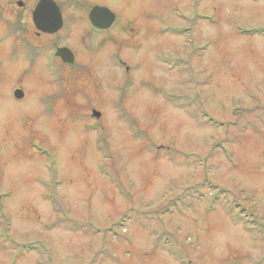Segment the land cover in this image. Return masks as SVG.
Returning a JSON list of instances; mask_svg holds the SVG:
<instances>
[{"label":"rangeland","instance_id":"obj_1","mask_svg":"<svg viewBox=\"0 0 264 264\" xmlns=\"http://www.w3.org/2000/svg\"><path fill=\"white\" fill-rule=\"evenodd\" d=\"M88 1L122 43L73 31L80 75L24 74L0 23V264L263 258L264 0Z\"/></svg>","mask_w":264,"mask_h":264},{"label":"flooded vegetation","instance_id":"obj_2","mask_svg":"<svg viewBox=\"0 0 264 264\" xmlns=\"http://www.w3.org/2000/svg\"><path fill=\"white\" fill-rule=\"evenodd\" d=\"M45 1L46 2H44V0H0V23L8 27L5 35L10 41L9 56L14 59V62L18 60L26 63L25 67L22 68L24 74H31V70L34 69L37 60L41 58L42 55H46L45 64L49 67L48 70L52 76L60 74L64 69L76 70L77 75H80L83 71L82 63L79 62L77 52L70 43V41H73V31H75V34L80 37L81 42L84 41L83 38L85 35L87 36L90 34L89 38L91 41L95 37L96 41H94V45H97L100 50L106 47L107 44L121 42L119 39L115 40V37L111 32L114 26L116 27L118 23H120V18L117 12L111 8L105 5H90L88 0ZM40 2H42L43 6L45 5V11L38 13V15L40 14L41 19L44 17V12L51 11L52 8L55 10L53 12L56 18L59 17L57 20L58 24H60L61 20V25H59L60 27L57 30L48 32L47 30L38 28L35 24L34 12ZM95 7L107 8L114 14V20L109 27L93 25L89 18V14ZM45 14L48 16V13ZM153 16L158 18V14H153ZM81 17L83 18L82 20ZM110 20L111 14L109 12L98 15L99 24L104 25ZM78 23L83 24V32L77 31L76 26ZM41 38L46 42L38 43L35 41L36 39ZM60 48H67L72 53L73 61L71 64L63 62L61 58L56 55L57 50ZM114 57L116 65L118 64L120 67H124L125 72L130 70V67L120 57L119 53H115ZM79 64L81 65L80 67ZM16 89L17 88H14L13 91ZM233 263L264 264V256L261 259H251L247 255L245 259H233Z\"/></svg>","mask_w":264,"mask_h":264},{"label":"water","instance_id":"obj_3","mask_svg":"<svg viewBox=\"0 0 264 264\" xmlns=\"http://www.w3.org/2000/svg\"><path fill=\"white\" fill-rule=\"evenodd\" d=\"M44 2H46L44 0ZM51 2V1H50ZM46 4V3H44ZM45 6V5H44ZM42 2L39 3L38 7L36 8L35 12H34V20H35V24L37 25L38 28L42 29V30H47L48 32H53L55 30H57L61 25V22L60 24H58V18H56L55 14L53 11H55L53 8L51 9V11H47V12H44V17L41 19L40 17V14L38 15L39 12H42V11H45V8H44ZM44 8V9H43ZM48 10H49V7H48ZM109 12L106 8H98V7H95L94 9H92V11L90 12L89 14V18L90 20L92 21L93 24L95 25H102V26H105L107 27L108 25H110L111 21L113 20V15L111 14V20L109 22H107L106 24H99L98 22V15H102V14H105ZM45 13H48V16L47 14ZM57 54L64 60V61H71L72 57L71 55H69V51L65 48L63 49H60ZM14 95L16 98H21L22 97V92L21 90H15L14 92ZM97 115V113H95Z\"/></svg>","mask_w":264,"mask_h":264},{"label":"bare ground","instance_id":"obj_4","mask_svg":"<svg viewBox=\"0 0 264 264\" xmlns=\"http://www.w3.org/2000/svg\"><path fill=\"white\" fill-rule=\"evenodd\" d=\"M18 260L15 262V264H17Z\"/></svg>","mask_w":264,"mask_h":264}]
</instances>
